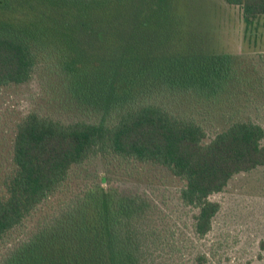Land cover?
Here are the masks:
<instances>
[{
    "label": "trees",
    "instance_id": "1",
    "mask_svg": "<svg viewBox=\"0 0 264 264\" xmlns=\"http://www.w3.org/2000/svg\"><path fill=\"white\" fill-rule=\"evenodd\" d=\"M215 1L217 29L226 6L239 8L245 31L264 17V0ZM177 2L0 0V88L27 83L45 64L79 111L68 123L30 113L17 125L0 198V264H177L160 203L147 191L112 187L103 168L116 160L167 169L183 182L180 204L194 211L193 234L203 238L220 210L211 196L264 167L260 124L233 119L208 139L202 125L175 111L215 110L238 86L246 90L238 76L243 56L205 52L207 38L198 52L186 49L192 42L181 48ZM155 26L169 34L155 39L157 47L132 43ZM77 33L96 46L84 52V42L64 40Z\"/></svg>",
    "mask_w": 264,
    "mask_h": 264
},
{
    "label": "rangeland",
    "instance_id": "2",
    "mask_svg": "<svg viewBox=\"0 0 264 264\" xmlns=\"http://www.w3.org/2000/svg\"><path fill=\"white\" fill-rule=\"evenodd\" d=\"M214 2L216 3L215 0L177 2L183 26L180 33L184 37L182 49L192 42V48L186 49L193 51L195 48L198 52L200 41L207 38L209 46L205 52L236 53L244 57L238 76L242 80L241 85L246 84V90L238 86V91L226 102L227 106L215 110H212V104L210 107L197 106L200 109L173 107L179 115L191 117L202 125L208 139L237 118L251 120L264 128V17L258 19L253 28L245 31L239 8L226 6L223 7L224 17L219 24L220 29H217L218 18ZM152 30L156 32H151ZM167 33L164 30L158 31L157 26L150 27L148 33H140L139 38H134L132 43L135 46L136 43H143L149 49H154L157 47L155 39L157 42L166 40L169 35ZM69 39L73 40L72 44L80 45L84 42V52L96 46L92 39L83 37L80 33L71 34L64 40ZM53 72L47 65L40 64L27 83L0 88V198L5 195V183L13 171V140L21 120L30 113L61 123H68L76 120V116L79 117L78 106L66 100L61 87L62 81ZM258 82H262L263 86H256ZM249 87L260 93H250ZM109 163L103 171L112 187L124 193L135 192L137 189L147 191L163 207L165 224L172 229L168 233L170 238L167 235L172 240L168 241L169 245L173 243L171 247L174 250L170 248V252L174 253L173 258L177 264H264V167L233 177L221 193L211 196L210 200L217 202L220 210L213 219L211 231L205 237L197 238L191 226L194 211L185 208L179 201L183 182L160 166H120L116 160ZM58 196L59 194L49 199L46 206L40 205L38 211L25 221L24 227L33 226L46 212L52 200L59 201ZM16 234L18 232L8 238H14ZM3 246L0 245V249Z\"/></svg>",
    "mask_w": 264,
    "mask_h": 264
}]
</instances>
